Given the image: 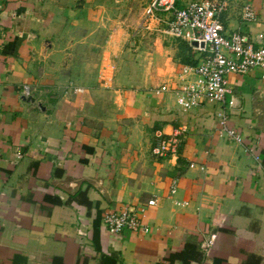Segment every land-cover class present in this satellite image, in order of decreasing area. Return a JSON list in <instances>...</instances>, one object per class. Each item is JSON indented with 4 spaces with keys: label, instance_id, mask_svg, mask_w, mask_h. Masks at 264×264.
I'll return each instance as SVG.
<instances>
[{
    "label": "crops",
    "instance_id": "0c3cea01",
    "mask_svg": "<svg viewBox=\"0 0 264 264\" xmlns=\"http://www.w3.org/2000/svg\"><path fill=\"white\" fill-rule=\"evenodd\" d=\"M100 1L0 0V264H264V170L251 151L264 165L261 71L228 77L237 143L220 104L183 112L162 90L180 81L177 42L140 26L131 49H115ZM230 1L225 33L264 46V0ZM246 4L257 22L242 20ZM177 130L178 156H154ZM142 209L148 234L103 224Z\"/></svg>",
    "mask_w": 264,
    "mask_h": 264
},
{
    "label": "built area",
    "instance_id": "2783aa9c",
    "mask_svg": "<svg viewBox=\"0 0 264 264\" xmlns=\"http://www.w3.org/2000/svg\"><path fill=\"white\" fill-rule=\"evenodd\" d=\"M230 6V0H151L145 8L141 28L186 43L198 61L196 65H182L180 81L172 89L164 86L162 90L175 94L177 105L183 112L211 103L220 104L217 119L221 133L232 141L243 143L245 137L228 125V99L233 94L228 77L230 74L246 75L260 70L264 79V46L255 47L241 33H225L223 19ZM241 18L246 22H257L259 14L246 4L242 6ZM74 89L75 92H82L80 88ZM22 92L26 97L32 96V89L27 85ZM183 132L177 130L168 137L159 135L152 148L153 155L165 159L177 157L184 142ZM251 151L259 169L264 170L257 150L252 148ZM155 203L150 201L148 205ZM144 211H109L103 217V224L114 236L148 234L150 227L142 220ZM216 239V233L209 235L205 243L206 251L214 246Z\"/></svg>",
    "mask_w": 264,
    "mask_h": 264
},
{
    "label": "rangeland",
    "instance_id": "374dc122",
    "mask_svg": "<svg viewBox=\"0 0 264 264\" xmlns=\"http://www.w3.org/2000/svg\"><path fill=\"white\" fill-rule=\"evenodd\" d=\"M151 0H101L102 8L97 11L101 12L99 16L103 19H111L114 30L115 49L122 45V50L131 49L134 39L138 40V29L140 28L144 11ZM106 22L103 21V27ZM110 23H108L109 27ZM238 32V31H234ZM146 34H156L155 32L145 31ZM241 33V32H238ZM244 35L243 33H241ZM245 36V35H244ZM246 37V36H245ZM125 39V43L122 41ZM247 39V37H246ZM174 40V39H172ZM176 41V40H175ZM177 42V41H176ZM173 43V47H179V44ZM177 58V56H176ZM118 60V58H115ZM128 60V58H127ZM177 84V83H176ZM175 84V85H176Z\"/></svg>",
    "mask_w": 264,
    "mask_h": 264
},
{
    "label": "trees",
    "instance_id": "16d2710c",
    "mask_svg": "<svg viewBox=\"0 0 264 264\" xmlns=\"http://www.w3.org/2000/svg\"><path fill=\"white\" fill-rule=\"evenodd\" d=\"M179 44L177 60L182 65H196L198 61L195 59V56L192 54L190 47L183 42L177 41Z\"/></svg>",
    "mask_w": 264,
    "mask_h": 264
},
{
    "label": "water",
    "instance_id": "95a60500",
    "mask_svg": "<svg viewBox=\"0 0 264 264\" xmlns=\"http://www.w3.org/2000/svg\"><path fill=\"white\" fill-rule=\"evenodd\" d=\"M25 100H27L28 102H31V103H34L35 102V99H34V97H26V98H24ZM238 100H235L234 101V105H237L238 104ZM41 105H39V107H40Z\"/></svg>",
    "mask_w": 264,
    "mask_h": 264
}]
</instances>
